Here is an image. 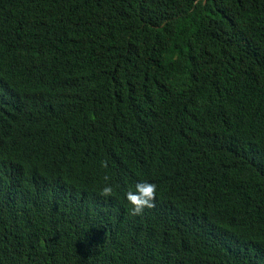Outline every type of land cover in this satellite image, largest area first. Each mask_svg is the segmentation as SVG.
I'll return each mask as SVG.
<instances>
[{
  "label": "trees",
  "instance_id": "obj_1",
  "mask_svg": "<svg viewBox=\"0 0 264 264\" xmlns=\"http://www.w3.org/2000/svg\"><path fill=\"white\" fill-rule=\"evenodd\" d=\"M0 264H264V0H0Z\"/></svg>",
  "mask_w": 264,
  "mask_h": 264
},
{
  "label": "clouds",
  "instance_id": "obj_2",
  "mask_svg": "<svg viewBox=\"0 0 264 264\" xmlns=\"http://www.w3.org/2000/svg\"><path fill=\"white\" fill-rule=\"evenodd\" d=\"M111 186H105L102 194L111 193ZM156 192V185L148 181H139L135 183L126 193V199L132 205L131 211L134 215L140 214L145 207L152 206V200Z\"/></svg>",
  "mask_w": 264,
  "mask_h": 264
}]
</instances>
